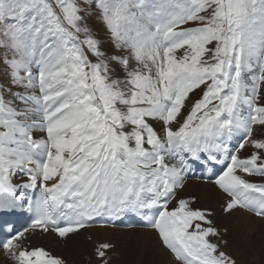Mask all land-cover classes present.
<instances>
[{
	"label": "snow or ice",
	"instance_id": "obj_1",
	"mask_svg": "<svg viewBox=\"0 0 264 264\" xmlns=\"http://www.w3.org/2000/svg\"><path fill=\"white\" fill-rule=\"evenodd\" d=\"M198 169L264 219V0H0V213L31 214L0 239L12 264H66L35 230L127 214L173 264H240L180 195Z\"/></svg>",
	"mask_w": 264,
	"mask_h": 264
},
{
	"label": "bare ground",
	"instance_id": "obj_2",
	"mask_svg": "<svg viewBox=\"0 0 264 264\" xmlns=\"http://www.w3.org/2000/svg\"><path fill=\"white\" fill-rule=\"evenodd\" d=\"M100 35L101 37L104 36L101 33ZM244 154L246 155L247 153ZM253 179L259 180V178ZM203 181L187 182L182 193L185 196H190V194L192 196L193 193H196L199 197V193L204 190L203 187L205 183H207ZM209 185L212 186V190H208L207 192L210 197L215 192L220 199L217 200L216 205H211L207 208L205 204L203 208L213 211V219L218 227H227L229 229V240L235 241L236 239H243L248 241V247L251 253L255 251L254 253L256 256L261 255L258 262L255 261L254 263H260L264 260V219L242 210H237L232 214L225 213L224 206L227 200L226 194L221 192V196L216 190L215 184L209 183ZM234 217H236V219ZM125 224H128L130 228L124 227ZM122 226V229L119 228ZM145 226L146 223L144 220L140 216L133 214H127L116 221H110L107 220V218H96L87 228L80 230L77 234L71 235L68 239H61L52 232L43 233L40 230H35L29 235L26 243L31 247H44L53 255H60L65 259L66 264H81V261L85 259L84 257L87 254L92 256L95 263L94 250L95 244L97 243L96 235H99L98 233H101L102 237L106 239H112L114 236L123 234H135L140 242L144 241L147 243L145 252L140 254V257H133L130 256L128 250L124 256V264H129L130 260L133 261V264H173V258L167 250L163 248L157 233L154 234V230L144 229L148 228ZM88 238H90V240ZM122 242L123 240H120L119 244ZM135 253H139V251L135 250ZM111 254L113 255V253H110V255ZM112 255L111 257L113 258L114 255ZM0 264H12V261L6 256L2 248H0ZM109 264H115L114 259L109 262Z\"/></svg>",
	"mask_w": 264,
	"mask_h": 264
},
{
	"label": "rangeland",
	"instance_id": "obj_3",
	"mask_svg": "<svg viewBox=\"0 0 264 264\" xmlns=\"http://www.w3.org/2000/svg\"><path fill=\"white\" fill-rule=\"evenodd\" d=\"M92 23H93V26L96 29H98L102 35H104L102 26L99 25L96 21H93ZM191 181H194V180H191ZM188 182H190V181L188 180ZM203 182H205V181H203ZM211 187L212 186H210L209 183H205V186L203 187L204 190H202L199 193L200 194L199 197H198V195L196 193L192 194V196H196L197 197V203L195 205L196 207L203 208L204 205L206 204L207 208H208L211 205H216V202H217V200L220 199V197L215 192L210 197V195L207 192H208V190H212ZM215 187H216V190L218 191V193L222 196L223 192L216 185H215ZM180 195L182 197H187L182 192H181ZM190 196H191V194H190ZM242 211H246L248 213H251V212H249L247 210H242ZM234 218L236 219V217H234ZM119 228L122 229L123 226L119 227ZM127 228H130V227H127ZM144 229L152 230L149 227L148 228H144ZM153 232H154V234L156 233L155 231H153ZM98 234L99 235H96L97 243L95 244V250H94V256H95V261L96 262L94 263V261L92 259V256L90 254H87L88 256L86 255L84 257L86 260L84 259L83 261H81V264H90V263L91 264H101V258L96 255V248L102 243H110V244L114 245V247L110 250L111 252L110 251L108 252V257H110V260L108 261V264L113 259H114L115 264H124V256H125V254H126V252L128 250L130 252L129 253L130 256H133V257H136V256L140 257V254L145 252V247H146L147 243L144 242V241L140 242V240L137 239L135 234H133V235H131V234L118 235V236H114L112 239L111 238L106 239L105 237L103 238L101 233H98ZM118 237H121V238H118ZM88 239L90 240V238H88ZM120 240L121 241L123 240V242L121 244H119ZM230 242H232L236 246L235 247H230L229 251H232L234 253V255H236V257L240 261V264H256L254 262L255 261L258 262L259 258L261 257V255L256 256V254L254 253L255 251H253L251 253V251H250V249L248 247V244H249L248 241H245L243 239H236L235 241H231L230 240ZM135 250H138L139 253H135ZM110 253H113L114 256L111 254L113 256V258L111 257ZM129 264H133V261L130 260ZM258 264H264V260H262Z\"/></svg>",
	"mask_w": 264,
	"mask_h": 264
}]
</instances>
